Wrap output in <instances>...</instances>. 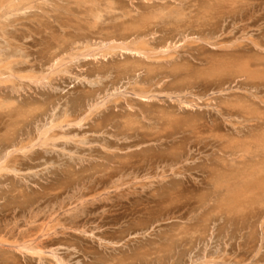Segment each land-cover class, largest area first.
Instances as JSON below:
<instances>
[{"label": "rangeland", "instance_id": "obj_1", "mask_svg": "<svg viewBox=\"0 0 264 264\" xmlns=\"http://www.w3.org/2000/svg\"><path fill=\"white\" fill-rule=\"evenodd\" d=\"M40 1L20 10L0 1V65L13 58L17 71L2 77L12 84L0 83V163L14 161L0 172V264H264V195L252 200L258 191L239 184L234 193L245 203L230 214L219 199L224 189L216 188H225L232 175L264 180V67L247 74L213 69L238 48L245 59L264 64V52L254 54L252 43L264 40V0ZM114 40L132 48L143 41L156 51L149 59L116 52ZM124 67L133 70L126 75ZM137 83L151 87L152 99L134 94ZM115 98L117 108L109 103ZM98 104L104 108L96 110ZM21 109L28 112L24 119L7 117ZM110 110L148 111L162 120L155 125L140 115L145 125L135 124L130 136ZM86 113L95 114L82 126L54 128L59 142L35 140L32 151H18L65 114ZM104 153L135 167L105 177L110 170L95 166ZM87 187L100 199L82 206L78 199ZM83 210L93 212L86 217ZM43 227L50 244L40 258L24 247L44 240Z\"/></svg>", "mask_w": 264, "mask_h": 264}, {"label": "bare ground", "instance_id": "obj_2", "mask_svg": "<svg viewBox=\"0 0 264 264\" xmlns=\"http://www.w3.org/2000/svg\"><path fill=\"white\" fill-rule=\"evenodd\" d=\"M0 1H4V0H0ZM42 1V0H41ZM40 1V2H41ZM233 1V0H232ZM3 3H7V5H6V7H8L9 9H11V10H20V9H24L27 5H32V3H33V0H6V1H4ZM2 3V4H3ZM35 3H36V1H35ZM1 4V3H0ZM91 4V3H90ZM33 5H34V3H33ZM2 6H4V5H2ZM34 6H36V5H34ZM33 7V6H32ZM95 7H97V6H95ZM233 7V6H232ZM258 7V6H257ZM4 8V7H3ZM28 8V7H27ZM27 8H25V9H27ZM107 8V7H106ZM105 8V9H106ZM112 8V7H111ZM29 9V8H28ZM31 9V8H30ZM255 9V8H254ZM0 10H3L2 8L0 9ZM101 10H104V9H101ZM109 10V9H108ZM107 10V11H108ZM164 10V9H163ZM25 11V10H24ZM98 11V10H97ZM168 10H166V12H167ZM171 11V10H170ZM10 12V11H9ZM20 12V11H19ZM23 12V11H22ZM21 12V13H22ZM100 12V11H99ZM98 12V13H99ZM164 12V11H163ZM165 12V13H166ZM97 13V14H98ZM101 13V12H100ZM158 13H160V12H158ZM157 13V14H158ZM14 14H15V12H14ZM169 14V13H168ZM174 14V13H173ZM8 15H9V13H8ZM11 15V14H10ZM19 15V14H18ZM162 15H164V13H162L160 16H162ZM177 15V14H176ZM12 16V15H11ZM98 17H93V18H99L100 17V19H101V17L102 16H100V14L99 15H97ZM157 15H155V17L154 18H156V19H158V16L156 17ZM166 16V15H165ZM7 18V17H6ZM156 19H155V21H156ZM181 19V18H180ZM253 20V19H252ZM99 20H97V21H95V24H96V22H98ZM98 23H100V22H98ZM94 24V23H93ZM92 25V24H91ZM151 25V24H150ZM94 26V25H93ZM95 26H97V24L95 25ZM124 26V25H123ZM142 26V25H141ZM152 26V25H151ZM136 33L135 34H137V35H139V33H138V31H135ZM134 34V35H135ZM226 35V34H225ZM7 37V36H6ZM134 38V37H133ZM123 39H126V38H123ZM146 40V39H145ZM144 40V41H145ZM248 40V39H247ZM254 40V39H253ZM116 40H114V42H115ZM129 41V40H128ZM237 41V40H236ZM242 41V40H241ZM250 41V40H249ZM111 42H113V41H111ZM122 42V41H121ZM121 42H115V43H117V46H112L113 48V51H116L117 52V50L119 51L120 49H121V52L123 51V52H125V51H129V52H135L136 54H137V56L138 55H144V56H146L145 58L147 59H149L150 57V54L151 53H154L155 54V51H153V49L152 48H149L150 46H148V44H146V43H144L143 41H140L139 43H137V44H135V46L132 48V47H130V46H128L129 44H131V43H129L128 44V42L126 43L127 45H125V44H123V42H122V45H121ZM154 42V41H153ZM239 42V41H238ZM238 42H237V44H238ZM78 43V42H77ZM89 43V42H88ZM87 43V44H88ZM110 43V42H109ZM114 43V44H115ZM119 43H120V45H119ZM236 43V42H235ZM253 44H254V47H255V50H254V54H256L257 56H259L260 55V53H263L264 52V40H261V41H253L252 42ZM21 44V43H20ZM113 43H111V45H112ZM23 45V44H22ZM60 45V44H59ZM83 45V44H82ZM119 45V46H118ZM229 45V44H228ZM231 45H233V44H231ZM86 46V45H85ZM75 47H77V46H75ZM87 47H91L90 45L88 46H86V48L85 49H87ZM103 47L106 49V48H109L110 46L108 45L107 47H105V44L103 43ZM101 48V49H104V48ZM218 47H220V46H218ZM247 47H248V45H247ZM118 48V49H117ZM225 48V47H224ZM243 48V47H242ZM59 49V48H58ZM70 49H72V47L70 48ZM91 49V48H90ZM92 49H93V47H92ZM100 49V50H101ZM246 49V48H245ZM73 50V49H72ZM78 50V49H77ZM76 50V51H77ZM79 50H81V48L79 49ZM83 50V49H82ZM88 50V49H87ZM86 50V51H87ZM109 50V49H108ZM107 50V51H108ZM169 50V49H168ZM247 50H248V48H247ZM58 51V50H57ZM73 51H75V50H73ZM84 51V50H83ZM82 51V52H83ZM99 51V50H98ZM112 51V50H111ZM153 51V52H152ZM85 52V51H84ZM163 52H164V50H163ZM168 52H171V51H168ZM90 53V52H89ZM88 53V54H89ZM92 53H93V51H92ZM104 53V52H103ZM109 53H111V52H109ZM119 53V52H118ZM126 53V52H125ZM66 54V53H65ZM70 54H71V52H70ZM95 54H97V53H95ZM102 54V53H101ZM100 54V55H101ZM112 54L114 55V53L112 52L111 53V56H112ZM134 54V53H133ZM153 54V55H154ZM157 55L158 54H163V53H159V51H158V53H156ZM244 54H246V53H244ZM97 55L96 57H94V58H98V56L101 58V56L102 57H104L103 55ZM132 55V54H131ZM165 55V54H164ZM2 56V55H1ZM1 56H0V63L3 61L2 59H1ZM85 56V55H84ZM80 57V58H85V57ZM87 56H89V55H87ZM87 56H86V58H87ZM143 56V57H144ZM70 57H72V56H70ZM75 57V56H74ZM77 57V56H76ZM91 56H89L88 58H90ZM108 57H110V55L108 56ZM172 57V56H171ZM263 57V56H262ZM55 58V57H54ZM93 58V57H92ZM91 58V59H92ZM105 58H107L106 57V54H105ZM158 58V57H157ZM162 58V57H161ZM164 58V57H163ZM167 58V57H166ZM170 58V57H169ZM13 59V58H12ZM12 59H11V61L9 60L8 62H6L3 66H1L0 65V80H1V78L2 77H4V75H6V74H9V76H16L15 74L17 73V71L15 70V68L12 66V65H14L13 64V62H12ZM17 59V58H16ZM20 59V58H19ZM22 59V58H21ZM28 59V58H27ZM61 59H62V57H61ZM61 59L59 58V61H61ZM74 59V58H73ZM78 59V57L76 58V60ZM134 59V58H133ZM153 59H155V58H153ZM25 60V59H24ZM71 60H72V58H71ZM79 60V59H78ZM95 60H97L98 61V59H95ZM17 61V60H16ZM59 61H58V63H59ZM66 61V60H65ZM75 61V60H74ZM74 61H72V62H74ZM19 62V61H18ZM57 62V61H56ZM56 62H53V63H55L56 64ZM52 63V64H53ZM61 63V62H60ZM59 63V64H60ZM64 63H66V62H64ZM1 64H3V63H1ZM19 64V63H18ZM54 64V65H55ZM59 64H56L54 67H57V68H59L60 66H59ZM68 64H71L70 63V61H69V63ZM59 67H58V66ZM61 65V64H60ZM64 65V64H63ZM63 65H61V67H60V69H62L63 67ZM66 65V64H65ZM130 65V64H129ZM19 66V65H18ZM64 67H66V66H64ZM253 67H255V68H261V67H264V64L262 63V60H259V59H245V56L243 55V53H242V49L241 48H238V49H236L235 51H232V52H230V56H229V58H228V61L227 62H225V64H222V65H218V64H216L214 67H213V69L214 70H218V68L220 69V70H223L224 72H226V71H231V72H235V71H239V72H242V73H248L249 71H251L252 70V68ZM51 68H53V67H51ZM54 69L55 68H53V72H54ZM123 70V72H124V74H129V72H130V70H133V69H130L129 67H124V69H122ZM29 71V70H28ZM55 71H56V69H55ZM58 71V70H57ZM60 71H63V70H60ZM60 71H58L57 73L59 74V72ZM147 71H148V74L150 75L152 72H153V69L152 68H148L147 69ZM29 73V72H28ZM56 73V72H55ZM66 73V71L64 72V74ZM19 74V73H18ZM17 74V75H18ZM26 75H27V73H25ZM24 74V75H25ZM31 76H32V79H33V77L34 78H36L35 77V72H34V74H33V72H31ZM68 74V73H67ZM92 74V73H91ZM94 74V73H93ZM24 75H22V73H21V75L20 76H24ZM34 75V76H33ZM55 74H52L51 76H54ZM98 75V74H97ZM212 75V74H211ZM229 75V74H228ZM241 75V74H240ZM20 76H18L19 78H23L22 80L24 81V79H25V77H26V79L28 78L29 79V77H27V76H25V77H20ZM86 76V75H85ZM11 77H9V78H11ZM17 77V76H16ZM84 77V76H83ZM8 77H7V75H6V79H7ZM15 77H13V79H14ZM37 78H38V76H37ZM4 79H5V77H4ZM16 79V78H15ZM83 79V78H82ZM18 80H20V79H18ZM30 81H31V79H29ZM29 80H25V81H29ZM34 80V79H33ZM93 80V79H92ZM2 81V82H1ZM0 81V83H1V86L3 85V84H5V85H7V84H12L13 82L12 81H10V80H3V78H2V80ZM35 81V80H34ZM38 81V80H37ZM40 81H42V80H40L39 79V81L38 82H40ZM165 81V80H164ZM5 82V83H4ZM11 82V83H10ZM91 82V81H90ZM89 82V83H90ZM3 83V84H2ZM17 83V82H16ZM100 83V82H99ZM163 83V82H162ZM91 84V83H90ZM161 84V83H160ZM163 86V85H162ZM15 87V86H14ZM129 87V86H128ZM159 87H160V85H159ZM9 88H10V86H9ZM13 88V87H12ZM17 88V87H16ZM20 88V87H19ZM21 88H22V86H21ZM155 88V87H154ZM16 90V89H15ZM18 90V89H17ZM16 90V91H17ZM97 90H99V89H97ZM133 90V92H134V94L139 98L140 97V99L141 98H144V99H149L150 100V98L152 99V96H151V94H153V93H151V92H153L152 90H151V87H143V86H138V83H137V85L132 89ZM86 91V90H85ZM93 92V91H92ZM92 92H89V94H91ZM132 92V93H133ZM18 94V93H17ZM85 94V93H84ZM100 94V93H99ZM155 94L157 95V93L155 92ZM158 94H160V93H158ZM126 95V94H125ZM154 95V94H153ZM84 96V95H83ZM116 96V95H115ZM117 97V96H116ZM120 97V96H119ZM121 98V97H120ZM120 98H115L114 100H112V101H109V103H113L114 105H116V108L117 107H119V106H121L120 104V102H121V100H120ZM122 98H123V96H122ZM121 98V99H122ZM124 99H125V97H124ZM154 99V98H153ZM157 99V98H156ZM103 100V99H102ZM126 101H127V103H126V105L127 104H129L128 105V109H130L131 107H133L131 104H130V102L127 100V99H125ZM13 101V100H12ZM105 101V100H104ZM107 101V100H106ZM106 101H105V103L104 104H106L107 105V103H106ZM123 101V100H122ZM261 101H262V99H261ZM2 102V101H1ZM0 102V104H5L4 102L3 103H1ZM264 102V101H263ZM16 103V102H15ZM14 102H13V104H15ZM9 104V103H8ZM12 104V103H11ZM94 104V103H93ZM92 104V105H93ZM242 104V103H241ZM10 105V104H9ZM9 105H8V107H6V108H9ZM125 105V104H124ZM236 105V104H235ZM238 105V104H237ZM7 106V105H6ZM13 105H11V107H12ZM103 106V107H102ZM102 106H99V104L98 105H95L94 106V108L97 110L99 107H100V109H102V108H104V105L102 104ZM108 106V105H107ZM2 107V106H1ZM4 107V106H3ZM102 107V108H101ZM228 108V107H227ZM90 109V108H89ZM100 109L98 110V111H100ZM107 109L109 110V109H111V106H108L107 107ZM132 109V108H131ZM130 109V110H131ZM235 110V109H234ZM238 110V109H237ZM93 111H94V109H93ZM97 111V112H98ZM248 111V110H247ZM89 112H92V110H90ZM103 113H105V110L104 111H102ZM110 112V115L109 116H112V117H117V118H121V119H123V124H124V126H125V129L127 130V133L130 135V136H133L134 134V130H136V128H135V124H138V122H142L143 123V121L142 120H139L138 118H139V116L140 115H143V118L144 119H147V120H155L156 121V123H155V125H158V124H160V121L162 120V118L160 117V116H155V117H151V115L149 114H146L148 111H141V113H139V112H133V111H127V112H125L124 113V115H123V113H119V114H115V113H113V111L112 110H110L109 111ZM28 113V112H27ZM26 112H24L23 111V109H21L20 111H17V112H15V113H11V112H9L8 114H7V117H9V118H13V117H17V119H19V120H21V119H24L25 117H27V114ZM33 113V112H32ZM64 113V112H63ZM95 113H90V114H87L86 113V115H85V117H79V116H76L75 118H73V116H72V118L70 117V116H67L66 114H65V117H64V120H62L61 118V120L62 121H59V122H56V124H54V122L52 123V124H54L53 126H49L48 128H47V126L45 127V128H47L48 130L46 131V129L44 128V132L42 131H40V136L39 137H37V138H35V136H34V140H31L28 144H22V146H21V148L18 150V148H17V150L20 152V151H30L31 149L30 148H34L35 147V143H38V142H36L35 140H38L40 143L38 144V145H40L41 143H42V145L43 144H46L47 145V142L50 140V139H56V137L59 135L58 133H54V132H52V131H54V128H56V127H59L58 129L60 130V129H62L63 131H65V129H66V127H68L69 125L72 127H74V123H75V126H80L81 125V123L82 122H84V121H86L87 120V122H88V120H89V118H90V116H92V115H94ZM55 115V114H54ZM63 115V114H62ZM80 115V114H79ZM84 116V115H83ZM170 117V116H169ZM0 119H1V117H0ZM59 119V118H58ZM92 119V118H91ZM137 119H138V121H137ZM4 120V119H3ZM10 121H11V119H10ZM51 122L53 121V120H50ZM151 122V121H150ZM64 123H66L67 124V126L66 127H64V128H62L63 127V124ZM85 123V122H84ZM169 123V122H168ZM52 124H50V125H52ZM83 124V123H82ZM144 124V123H143ZM145 125V124H144ZM69 126V127H70ZM82 126V125H81ZM51 127V128H50ZM97 127L98 128H104V124H103V122L102 121H99V124H97ZM50 128V129H49ZM38 129V128H37ZM57 128L55 129V130H58ZM58 130V131H59ZM61 130V131H62ZM104 130V129H103ZM38 131V130H37ZM69 131V130H68ZM49 132L51 133L52 132V134H49ZM62 133V132H61ZM20 134V133H19ZM37 134H39V133H37ZM67 134H68V132H67ZM144 134V133H143ZM12 135H13V133H12ZM60 136V135H59ZM63 136V135H62ZM61 136V137H62ZM89 136V135H88ZM99 136V135H98ZM111 136V135H110ZM16 137V136H15ZM22 137V136H21ZM60 137V138H61ZM64 137H67V136H65L64 135ZM71 137V136H70ZM80 137V136H79ZM78 137V138H79ZM59 138V137H58ZM81 138H83V137H81ZM85 138V137H84ZM72 139V138H71ZM117 139V138H116ZM60 140H64V139H60ZM73 140V139H72ZM120 140V139H119ZM33 141H34V144H33ZM53 141V140H52ZM52 141H49V142H51L52 143ZM55 141V140H54ZM53 141V142H54ZM65 141V140H64ZM68 141H71V140H69L68 139ZM74 141H75V138H74ZM48 142V144H50ZM55 142H59V141H57V139H56V141ZM73 142V141H72ZM264 143V142H263ZM53 144V143H52ZM56 144V143H55ZM78 144V143H77ZM91 145H93V144H91ZM45 146V145H44ZM43 146V147H44ZM83 146V145H82ZM96 146V145H95ZM98 146H100V145H98ZM46 147V146H45ZM52 148V147H51ZM104 148L106 149V147L104 146ZM16 149V148H15ZM30 149V150H29ZM35 149V148H34ZM42 149V148H41ZM108 149V148H107ZM62 151H63V149H61ZM109 150V149H108ZM107 150V151H108ZM32 151V150H31ZM52 151V150H51ZM106 151V150H105ZM113 151V150H112ZM23 152H22V154H23ZM65 152V151H64ZM109 152V151H108ZM8 153H9V151H8ZM17 153V152H16ZM26 153H28V152H26ZM122 153V152H121ZM126 153V152H125ZM128 153V152H127ZM252 153V152H251ZM261 153V152H260ZM11 154H13L12 152H11ZM10 154V155H11ZM14 154H15V152H14ZM72 154V153H71ZM20 155V154H19ZM24 155H25V152H24ZM73 155V154H72ZM103 155V159H104V161L103 162H98V163H96L95 164V166H100V167H102V170L101 171H104V170H110V173H108V174H105V177H107V176H112V175H114L115 173H117V170H120V171H123V170H125L126 168H129V166H134V164L133 165H131V163L132 162H128V161H123L122 159L124 158H122L119 154L117 155V154H113V155H111L110 153H104V154H102ZM9 158L10 157H8L7 158V164H6V162H4V160L2 161L3 162V164L2 163H0V164H2V165H0V172H2V171H5V170H10V169H12L13 167H14V165H12L11 163H13L14 161H8L9 160ZM18 159V158H17ZM16 162V161H15ZM6 165H5V164ZM89 164L90 165H92V164H94L93 162H91V161H89ZM235 166V165H234ZM135 167V166H134ZM255 167V166H254ZM234 169V168H233ZM251 169V168H250ZM239 171V170H238ZM11 172V171H10ZM65 172V171H64ZM184 172V171H183ZM165 173V172H164ZM1 174V173H0ZM10 174V173H9ZM15 174V173H14ZM17 174V173H16ZM125 174V173H124ZM163 174V173H162ZM206 175V174H205ZM238 175V174H237ZM252 175V176H251ZM148 177V176H147ZM150 177V176H149ZM157 177V176H156ZM163 177V175H161V177H157V178H162ZM250 177H251V179H250ZM119 179V178H118ZM121 179V178H120ZM165 178H163V180H164ZM250 179V180H249ZM100 180H102V179H98V181H100ZM92 181V180H91ZM136 182V181H135ZM213 182V181H212ZM246 182H248L250 185H252L257 191H258V193L259 194H254V197L252 198V200H254L255 198H256V196H262V195H264V192H260V187H259V185L261 184V185H263V183H264V180L263 179H260V178H258L257 176H254V174L252 173V174H249V176L247 175V174H242V176H238V177H233V175L229 178V179H227V185H225V188H224V186L222 185V184H220V183H218V185H217V187H216V185H215V183H214V185H215V187L216 188H218V189H220V190H222V189H224V191H222L223 193L222 194H220L219 195V199H221V201H222V204H223V206H224V208L226 209L225 211L226 212H231L230 214H233L232 212H236V209L235 208H237V207H239L240 205H241V203H245V202H243V201H241L240 199H241V196L240 195H238V196H236V192L234 193V190L235 189H237V187L239 186V184H242V183H246ZM132 184V183H131ZM153 185V184H152ZM247 185V184H246ZM200 186V185H199ZM264 186V185H263ZM126 187V186H125ZM87 188H90V187H87ZM130 188V187H129ZM144 188V187H143ZM91 189V191L89 192V193H82L81 195H80V199H78V202L79 203H81L82 204V206H87V205H91V204H96V203H94V202H97L99 199H100V197H98L97 198V196L95 195V194H90V193H92L93 191H94V189L93 188H90ZM123 189V188H122ZM255 189H253L252 190V192L253 191H255ZM106 190H108V189H106ZM120 189H118L117 191H119ZM245 191V190H244ZM105 192V191H104ZM111 192V191H110ZM115 192V191H114ZM107 193H109L108 191H107ZM97 194V193H96ZM104 194H106V193H104ZM178 194V193H177ZM244 194V193H243ZM246 194H249V191H246ZM216 195H217V193H216ZM99 196H101V194H99ZM105 195H102L101 196V198H103ZM202 196V195H201ZM79 197V196H78ZM244 197V196H243ZM77 198V197H76ZM260 198V197H259ZM258 198V199H259ZM213 199V198H212ZM217 199H218V197H217ZM76 202V201H75ZM79 203H77V204H79ZM108 203V202H107ZM146 203V202H145ZM113 204V203H112ZM54 206V205H53ZM169 206V205H168ZM190 206V205H189ZM147 207V206H146ZM250 207V206H249ZM79 211V210H78ZM83 214H86V217H88L90 214H92V212H93V210H83ZM104 212V211H103ZM148 212V211H147ZM77 213V212H76ZM57 215H59V214H57ZM46 216V215H45ZM57 217V216H56ZM56 217H54L53 216V218H56ZM96 217V216H95ZM58 218V217H57ZM56 218V219H57ZM49 220H52V219H49ZM58 220V219H57ZM49 223V222H48ZM77 222L76 221H73L72 222V227L74 228V227H76V224ZM48 225V224H47ZM45 227V226H44ZM42 228V229H44V231L41 233L40 232V234H41V236H42V234H44V232L46 233L45 234V236L46 235H48L47 234V232L46 231H48V230H45V228ZM65 227H66V224H65ZM56 228H58V227H56ZM67 228H69V227H67ZM71 228V227H70ZM69 228V229H70ZM76 230V229H75ZM56 231H58V230H56ZM56 231H50V233H54V232H56ZM7 232V231H6ZM36 233V232H35ZM56 234V233H55ZM54 235V234H53ZM20 236V235H19ZM44 236V240H42L41 238V240H36L35 239V241H34V239H33V237H31L32 238V241H34V243L32 244V243H30L31 245H26L27 247H24L25 248V250H27V251H32V252H34V253H37V254H39L38 256L40 257V255H42V254H44L45 255V251H47V248H49V244H50V242H49V239H46L45 240V238H48L47 236L45 237ZM49 236V235H48ZM37 237V236H36ZM35 238V237H34ZM38 238H39V236H38ZM29 240H31V239H29ZM19 242V241H18ZM27 242H28V240H27ZM26 242V243H27ZM22 243H23V241H22ZM21 243V244H22ZM25 243V244H26ZM29 244V243H28ZM255 244V243H254ZM23 245V244H22ZM261 245V244H260ZM24 246V245H23ZM23 246H22V250L21 251H24V249H23ZM29 246V247H28ZM18 247H21L20 246V244L18 245ZM259 248H260V246H259ZM26 252V251H25ZM31 252V253H32ZM27 253V252H26ZM36 254V255H37ZM32 255H34L33 253H32ZM43 255V256H44ZM47 255V254H46ZM45 255V256H46ZM258 256V255H257ZM52 257H54V254H53V256ZM41 258V257H40ZM212 259H214V258H212ZM60 260L58 259V261L57 262H59ZM210 263V262H209ZM59 264H62V262L60 261V263Z\"/></svg>", "mask_w": 264, "mask_h": 264}]
</instances>
